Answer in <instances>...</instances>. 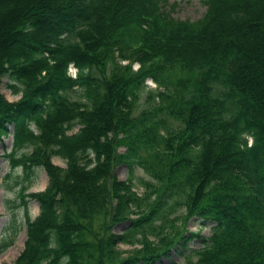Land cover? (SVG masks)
Here are the masks:
<instances>
[{"label": "trees", "instance_id": "16d2710c", "mask_svg": "<svg viewBox=\"0 0 264 264\" xmlns=\"http://www.w3.org/2000/svg\"><path fill=\"white\" fill-rule=\"evenodd\" d=\"M202 3L195 21L166 0H18L0 18V81L19 95L0 93L24 218L12 264H155L193 239L183 264H264V0ZM118 165L149 178L142 194ZM38 168L46 186L26 195ZM193 218L208 237L185 235Z\"/></svg>", "mask_w": 264, "mask_h": 264}, {"label": "rangeland", "instance_id": "374dc122", "mask_svg": "<svg viewBox=\"0 0 264 264\" xmlns=\"http://www.w3.org/2000/svg\"><path fill=\"white\" fill-rule=\"evenodd\" d=\"M18 5V0H0V18L2 21H7L12 16L11 11ZM173 5V8L171 6ZM162 9L168 13L169 17L175 20H188L195 21L202 17L205 12V6L202 3V0H166V4L162 6ZM0 19V20H1ZM4 23L0 29L1 38L5 34ZM11 44V43H10ZM11 48V47H10ZM9 48V50H10ZM138 65L134 63L132 65V70H137ZM68 74L73 76L74 70L69 66ZM8 80L2 78L0 81V93L6 99L7 102H15L19 99V95L12 94L6 88ZM155 85L147 79L145 81V88L139 92V99L134 110V115H136L140 110L146 108L150 105V102L145 101L146 92L148 90H154ZM72 99H76L75 93H70ZM77 128H74L76 130ZM11 145L10 134L3 138L2 143L0 144V245L3 242L11 239L10 245L0 250V264H12L15 258L20 253L23 242L25 240L24 236V218H23V209L19 206V200L17 199V187L13 185L15 182L16 176L20 175V170L17 168L13 170L10 174L8 180H4L3 177L8 173V168L5 160L2 157L4 152H8ZM30 149H26L24 152H29ZM122 150H119L121 152ZM51 163L59 168H64V162L57 158L53 157ZM114 177L118 181H125L130 179V182L133 184V190L136 194L140 195L143 192V188L138 184V179H144L148 181L149 178L144 175V173L133 167L131 174H129L125 165H118L113 171ZM19 180V179H18ZM47 178L42 171V169H36L34 178L31 180V183L26 188L25 194H34L41 192L46 186ZM27 216L32 220L38 213L37 203L29 200L26 204ZM183 213V209L179 208L175 211L177 216ZM178 224V223H176ZM211 227L210 223L201 224L199 220L195 218L189 220L185 226L186 234H198L200 237L209 236V228ZM126 228V224H117L112 228V232L115 234L122 233ZM201 242L199 239H193L187 243L185 249L176 248L175 250L170 251L167 259H161L155 264H183L185 255L187 251L194 250L199 248ZM132 247L129 245H118L120 251L130 250Z\"/></svg>", "mask_w": 264, "mask_h": 264}, {"label": "clouds", "instance_id": "9594fccd", "mask_svg": "<svg viewBox=\"0 0 264 264\" xmlns=\"http://www.w3.org/2000/svg\"><path fill=\"white\" fill-rule=\"evenodd\" d=\"M251 145V137H249V146Z\"/></svg>", "mask_w": 264, "mask_h": 264}]
</instances>
